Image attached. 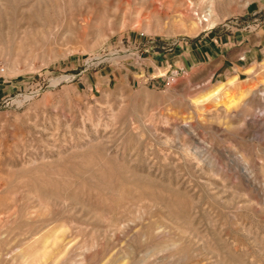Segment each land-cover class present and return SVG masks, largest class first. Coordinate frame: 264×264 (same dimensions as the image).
Instances as JSON below:
<instances>
[{
  "label": "rangeland",
  "instance_id": "rangeland-1",
  "mask_svg": "<svg viewBox=\"0 0 264 264\" xmlns=\"http://www.w3.org/2000/svg\"><path fill=\"white\" fill-rule=\"evenodd\" d=\"M0 264H264V0H0Z\"/></svg>",
  "mask_w": 264,
  "mask_h": 264
}]
</instances>
